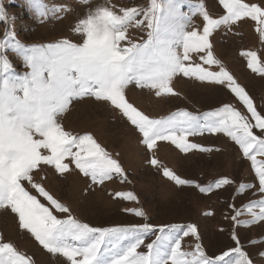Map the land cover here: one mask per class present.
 <instances>
[{
	"label": "snow or ice",
	"instance_id": "snow-or-ice-1",
	"mask_svg": "<svg viewBox=\"0 0 264 264\" xmlns=\"http://www.w3.org/2000/svg\"><path fill=\"white\" fill-rule=\"evenodd\" d=\"M29 2L39 16L71 11L68 5L48 9L43 0ZM80 2L86 4L88 0ZM219 5L224 14L214 18L202 2L192 5L190 15L181 13L175 0H150L146 9L120 7L118 11L115 5L101 4L74 25L73 32L81 37V43L61 39L25 45L14 32L5 31L0 39V210L15 214L18 228L30 234L45 252L63 258L66 264H253L235 234L232 239L236 247L210 257L199 243L195 225L156 229L148 223L130 227H93L82 223L35 179L46 168L62 177L74 166L93 185L100 186L114 178L122 183L127 180L119 160L91 133L74 134L62 123L74 101L89 98L116 110L140 135V143L149 152L160 141L174 145L182 153L209 152L212 149L190 143L188 138L205 133L228 138L251 162L257 182L241 183L236 195L255 189L253 195L260 196L243 210L230 205L235 212L231 219L244 227L264 222V159H257L264 158V114L215 58L210 40L216 30L222 27L230 30L237 22L249 19L255 22L264 41V5L244 0H219ZM194 16L202 20L200 30L194 27L189 30ZM0 22L8 23L3 10ZM132 28L146 29V37L133 40L129 35ZM9 50L21 60L23 72L15 70L7 56ZM193 54L199 63L194 62ZM241 55L247 57V66L253 73L264 77V64L256 52ZM213 66L219 70H210ZM178 76L227 88L246 112L224 104L200 115L178 109L153 118L126 97L129 85L147 89L157 98L178 96L171 86ZM150 163L153 167L159 165L155 158ZM162 175L176 186L194 187L205 195L234 183L224 177L202 186L182 179L166 167ZM116 196L137 201L131 192ZM124 211L146 218L142 209ZM57 213L66 215L60 218ZM242 215L250 219L238 220ZM149 235L155 239L145 244ZM189 236L197 242L189 245L191 251H185L182 241ZM0 264H34V261L0 237Z\"/></svg>",
	"mask_w": 264,
	"mask_h": 264
},
{
	"label": "rangeland",
	"instance_id": "rangeland-1",
	"mask_svg": "<svg viewBox=\"0 0 264 264\" xmlns=\"http://www.w3.org/2000/svg\"><path fill=\"white\" fill-rule=\"evenodd\" d=\"M180 5L183 14L190 15L192 5L204 3L208 12L218 18L224 14L219 0H175ZM246 3L264 5V0H244ZM150 0H43L46 8L52 9L60 5H68L70 12L51 13L39 16L34 11L29 0H0V10L8 18L5 25L0 22V39L5 31L14 32L16 38L25 45H42L55 43L61 39H69L81 43V37L74 34L76 22L84 18L88 11L101 4L120 7H137L146 9ZM142 19V17H140ZM202 28V20L192 17L191 28ZM255 22L245 19L237 22L231 29L220 28L210 37L216 59L230 72L235 80L245 88L254 101L257 110L264 114V77L253 73L247 66V57L243 52L254 51L261 64H264V41L256 31ZM146 29L132 28L129 35L133 40L146 37ZM194 55V62L199 59ZM7 56L17 72H23L21 60L12 52ZM208 67L207 65H204ZM210 70L218 71L213 66ZM178 96L159 97L149 90H141L135 85L126 89V97L130 103L145 114L159 118L167 116L178 109H186L196 115L212 111L224 104H231L242 112L243 106L228 91L220 85L202 84L194 79L183 76L174 78L172 85ZM64 127L74 134L91 133L95 139L119 160L125 169L127 180L121 182L114 178L97 186L74 169L64 176H59L51 168H46L41 175L35 176L37 182L43 184L47 191L61 203L70 208L71 214L82 223L93 227H130L132 225L151 224L159 229L161 226L189 224L195 225L199 235V243L210 257L222 255L236 247L232 236L235 234L242 250L253 264H264V222L248 227L237 225L231 217L237 210L260 196L253 195L255 189L241 195H236V189L241 183L256 184L251 162L245 159L238 146L223 135L190 136V143H196L209 152L191 151L182 153L174 145L160 141L152 152L140 143V135L130 125L103 102L85 98L74 101L70 110L62 119ZM118 154V155H117ZM159 161L158 167H153L150 160ZM258 160L264 159L261 157ZM166 167L182 179L207 186L220 178L227 177L234 181L221 189H216L207 195L190 186H176L162 175ZM26 183V182H25ZM32 194L34 190L28 188ZM131 192L137 201H125L116 193ZM38 198L47 206L42 197ZM124 209H142L145 217H137ZM57 215L64 218L66 214ZM250 219L247 215L238 220ZM182 235V233H180ZM0 237L13 243L17 249L32 257L34 264H66L61 257H54L45 252L39 244L26 232L18 228L15 214L10 210H0ZM154 235H149L145 244L151 243ZM195 238L184 237L183 250L191 251L189 245L196 243ZM229 257H225L228 260Z\"/></svg>",
	"mask_w": 264,
	"mask_h": 264
}]
</instances>
